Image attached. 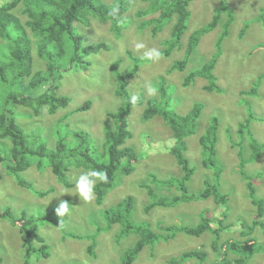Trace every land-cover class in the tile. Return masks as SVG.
<instances>
[{"label":"rangeland","instance_id":"obj_1","mask_svg":"<svg viewBox=\"0 0 264 264\" xmlns=\"http://www.w3.org/2000/svg\"><path fill=\"white\" fill-rule=\"evenodd\" d=\"M112 1L103 0L105 3ZM137 1L131 0L129 11L132 9V12H134L141 6ZM227 2L235 8L237 18L231 24L233 25L232 34L230 33L226 37L224 51L218 62L216 74L219 75L218 82L223 88L222 92L205 90L204 85L208 84V80L201 77L195 78L185 89L181 87V91L178 90L177 84L180 85V80L182 75L184 78L185 72L182 73L181 71L182 75H179V70H172L171 65L176 60L183 58L185 45L181 50L175 49L170 56L162 55L159 61L144 62L137 76L130 79V85L128 86L131 94L139 100L138 103H142L150 97L158 96L157 87L165 82V78L169 83L167 97L165 98L166 106L169 109L184 114L191 109L194 101L203 102L204 109L199 120L200 126L209 123L213 114L211 112H215L219 116L220 126L217 146L220 149L219 160L223 166L222 184L220 182L219 186L222 192L229 195L227 204L221 205L213 197H202L200 199L178 201L173 206L170 204L156 206L148 214L144 212L143 207L152 200H160L162 197L174 200L175 196L179 194L176 188L170 187L160 180H167L172 176L179 177L182 171L170 152L175 143V139L169 136L172 132L162 121L159 122L160 129L152 121H142L141 113L146 106L145 103H142L135 106L128 117L129 129L133 137L132 140L130 138L127 140H131L130 142L133 144H140L138 148L134 147L137 152L138 163L134 164L136 167L129 175L120 174L119 172L118 175H121L119 182H115L114 187L105 196L102 205H97L95 199L91 202L83 201L76 192L75 183L74 194L71 198L73 205H70V213L63 218L58 216L52 220L39 219L37 217L47 214L48 205L54 197L63 194L65 189L63 185L57 180L56 183L45 185L48 180L47 167L36 171L34 166H31L22 173L39 188L54 187L53 192L42 199L41 204H44V206L40 210L37 208L39 203H34L37 200L36 195L19 186L14 175L10 172L7 171L4 174L0 182V209L4 210L5 207H11L16 214L21 215L26 210L27 215H35L34 222L37 225V233L49 245L50 256L44 258L43 255L34 254L29 260L30 264H84L85 259L89 261L87 264L94 262L95 257H90L86 251L87 243L90 240L91 243H96L97 253L100 255L99 258L95 259L99 262L93 264H102L106 256L113 259L112 264H115V262L121 264L124 249L132 244L134 239L126 237L117 244L114 240V233L119 226L115 224L107 227L104 211L128 195H132L135 199L132 217L134 218L136 211L140 212L142 210V215L149 218L153 229L161 235V240L157 241L152 248H150L151 246L145 247L139 254V259L133 264H171L172 259L182 256L184 252L199 251V249L204 250L207 254L204 260L206 264H224L222 261L223 253L227 246L224 244L221 245L220 249H215L216 244L213 245L214 233L212 231L205 230L200 235H196L178 229L174 233L164 228V226L169 225H175L177 228H182L183 225H195L202 221L203 212H210L213 216L223 219V225H233L230 228L222 229L220 220L213 223L214 228L219 227L221 229L219 243L246 238L241 234V230L244 229L241 222L245 221L247 224H251L257 207L248 198L247 181L242 178L241 171L244 169L249 174L255 175L254 184L259 191V196L264 198V149L258 160H248L252 150L249 146L250 140L246 138L242 143L250 149L244 152V156L248 160L244 167L242 164L239 165L240 160L238 157V148H242V146L234 143L242 141V136L238 133V124L248 117L249 107L252 108L256 116L251 120L250 129L256 138L260 141L264 140V16L263 20L258 19L261 9H264V0H227ZM220 3L221 0H192V6L190 5L191 16L188 20L186 32L191 33L196 28L207 24L213 17L214 9ZM132 17L131 24L127 25L126 18L122 21L123 33L126 31L128 37L123 34L118 38L110 31L109 24L81 27L75 22V28L83 38V45L106 42L108 47L98 52H91L88 55H84L81 51L79 59L73 57L74 53L71 48L63 56H58L56 53L54 55V62L57 67L55 85L59 87L61 93H66L71 97L69 108L75 109L86 100L92 102L90 109L71 113L69 121H67L70 125L69 129L74 133L80 129L89 132V144L92 152L101 161H108L104 144L105 130L107 125L112 122L108 116V111H117L123 104V101L109 99L106 95L115 94L114 90L119 82V74L133 64L127 50H131L133 53L144 51L136 49L135 44L141 40L135 36H138L148 26L138 28L137 23L140 20L142 22L148 20L150 16L138 17L132 15ZM21 18L27 20L29 15H23L22 13ZM246 23L250 24L248 32L242 36L241 30ZM220 31L221 28L217 27L213 32L207 33L202 38L193 54L195 57L191 59L187 67L197 65L200 59L204 58L203 54L210 56L215 52V43ZM162 36L169 37L170 33L165 31ZM129 37L133 39L130 40ZM32 39L35 38L32 37ZM142 40L148 47H156L160 51L163 48L162 44L154 41L150 36L149 28H146L142 33ZM0 43H3L1 39ZM52 53L54 54V51ZM33 54L38 58L39 68H46L45 61H42L36 49H34ZM3 58L6 59V57ZM117 59H121L120 67L117 72L113 73L111 64ZM2 62H5V60H2ZM191 70L186 69V71ZM149 86H154L157 89L155 95H150L147 92ZM8 88V84L0 82V100L3 104ZM253 88H257V92L249 93ZM56 116H59V114L57 113L50 119H54ZM25 117L30 118L28 115H23L22 112H15L18 123L22 122ZM55 126L61 129L59 132L63 135L72 134L65 133L66 130L61 126H57L56 123L48 128L34 124L31 127L32 131H38L42 135L43 143L48 147H53L51 136L54 137L52 133ZM202 130L203 128L200 127L195 135L186 139L188 144L186 154L191 159V164L194 167L197 164L191 157L189 147L195 142L196 135ZM69 142H73V140H69ZM130 142L128 143L130 144ZM10 146V142L9 144L0 142V150L3 153L10 152ZM79 170L80 168L76 169V172L78 173ZM212 170H216V167L213 166ZM212 170L199 166L188 182L190 191L198 193L202 190L205 187V177H212ZM0 171L2 172V170ZM82 172L84 171L81 169L80 174ZM79 175L75 176V181ZM141 183L154 189L155 196L151 197L147 192H144L146 188L141 186ZM226 210L228 215L225 217L221 212ZM101 225H104L105 229L97 234V230ZM69 230L87 236L82 239L67 237L64 239L62 234L64 231L69 232ZM37 233H34V236ZM252 235L259 241L256 247L258 251L254 254L256 256L253 260H248L246 264H264V245L261 243L264 241V229L255 226ZM23 236L24 234L22 235L19 228L11 223L9 219L0 218V264H23V257L26 253ZM134 237L136 238V236ZM31 242L36 243V238L31 237V241L28 243ZM117 245L120 246L116 248ZM77 253L81 255V260L79 259L81 262L74 257ZM235 257V253H228V258L233 259ZM90 259L92 260L90 261ZM179 260L177 264H198L201 261L198 256L188 258L185 261L183 259Z\"/></svg>","mask_w":264,"mask_h":264},{"label":"trees","instance_id":"obj_2","mask_svg":"<svg viewBox=\"0 0 264 264\" xmlns=\"http://www.w3.org/2000/svg\"><path fill=\"white\" fill-rule=\"evenodd\" d=\"M1 1L2 0H0V38L6 40L8 45L5 43H0V69L1 67H4L1 72L2 76L0 75V79L5 82V84H8L9 88L7 89V95L4 97V104L0 100V139H6L5 137H8L10 140L14 141V145L16 147H12L10 154H17L19 156L28 154L30 158L19 159L15 164H6L7 160L5 158L7 157L1 156L0 170L3 167L4 170H2V172L0 171V182L7 171L13 174L14 177L20 179V176L23 177L22 172L29 168L33 161H37L38 166H42L43 161L40 159L45 158H49L54 164L53 171L64 183H66L64 175L68 174L69 170L67 169L71 165L87 169L103 170L106 171L108 175V182H97L95 188V202L97 205H102L106 194L114 187L116 181L119 182L121 177V175H118L119 172L120 174L129 175L136 167L134 166L135 162L136 164L138 163L137 152L135 148H138L140 144H133L130 142L133 135L129 129L128 117L132 112L133 104L130 102V98L132 96L130 95L126 86L128 78L134 76L136 72H138L141 64L144 62L149 63L150 61L145 58L140 59L130 54L133 64L126 68L118 76L119 82L117 88L114 90V93L123 100V104L119 107L118 111H109V116L112 118V122L107 125L105 130V146L108 154V161H101L92 153H90V150H88L76 159L64 163L61 161L58 154L51 155L47 153L50 149L47 145H45V143L42 142V135L38 131H32L31 126L36 124L31 119L25 123L20 122L18 124L12 117L15 116V112H22V109H25L27 112L23 115L32 116L33 114L29 112L30 109L33 110L38 119L41 120H37L38 123L41 124L42 122L44 124L48 122V117L40 113V110L43 107H47L50 113L57 112L58 109H65L59 111V117L53 124L56 123L57 126L63 127L66 130L65 133L72 134L63 135L61 132H59L61 129L55 126L54 132L52 130V134L55 137L53 138L58 143H60V141L69 142V140L72 141L73 138H81L80 140L85 142L89 141L90 135L84 137H82L81 134L80 136H74V132L69 129L70 125H68L67 122L69 121L71 113L81 110V107L76 109H67V105H65L67 99L60 97V94H58L56 90L53 91L52 88L45 92H39L40 88L42 87V83H46L47 81L52 83L57 77V67L55 66L54 58L50 56L49 51L51 47H49L48 42L55 40L57 53H61L63 55L69 48H71L74 53L73 57L77 59L80 58L79 53L81 51L84 55H88L91 52H98L106 49L108 47L106 42L83 46V38L77 34L73 23L75 20H81L86 14L90 13L101 18L102 20L112 19V31L117 35L119 34L122 21H120L119 16H112L109 14L111 9L114 7V4H117V2L110 5L104 3L102 0H8L4 3H1ZM144 1L149 2V4H147L148 8H142L139 13L146 14L149 11L151 18L144 22V26H152L153 24L152 31L154 35H157L160 31H162L168 23L173 22V25L170 27V38L163 39L162 41L165 43L166 49L161 52L162 54L169 56L173 50L179 49L182 46L181 39L183 34H185L188 20L191 15L188 7L192 0ZM118 4L120 9L119 12H122L123 8H127L129 6V0H125L124 2L123 0H120ZM21 5L22 13L28 14L30 17H32V19L28 20L26 24L32 29L33 34L37 37V41L34 42L36 44L35 46H32L31 40L25 30L22 20L19 17L21 13L17 7ZM154 14H157V16L154 17ZM223 15H226L225 19L227 20L224 24V29L218 38L215 52L211 54V58V55L207 56L206 54H203L204 58H199V62H202V65H194L191 68V71L185 72L182 83L184 86H189L195 78L201 77L208 80V84L204 86L205 89L219 91L222 90L217 83L218 76L214 74L213 71L219 56L222 54L223 42L230 32L231 24L235 20L234 9L228 4L227 0H221L220 5L214 9L212 19L207 24L202 25L191 32L186 43L184 57L182 59L176 60L172 65L173 69L178 68L180 70H184L186 66L189 65L191 59L195 57L193 54L196 51L203 35L215 29L218 24L221 23L222 18H224ZM260 16H264V9H262ZM248 24L249 23L245 24L242 31L245 30ZM34 49L37 50L39 57L45 60L44 64H46V68L38 69L36 80L26 83L23 81V78H26L20 73L11 75L10 72H7L9 65L15 67V69L18 68L21 61V56H26L31 59ZM3 57H6V59ZM208 58L210 59L205 62L204 60H207ZM2 60H5V62H2ZM119 67L120 59L116 60L111 65L113 73L117 72ZM165 85L168 86L169 83H167V81L165 84L162 83L157 87L158 96L151 97L146 100L147 107L143 111L141 118L143 121L152 119V123L155 125H158L161 121L165 122L173 129L175 144L172 146L170 151L176 156L178 162L180 163V168L183 171V175L181 177L172 176L167 180L161 179L160 181L162 183H167L168 186H177L180 193L175 196L174 200H169L170 198L166 197H162L160 200H152L148 202L145 207H143V210L146 214H148L150 213V210L156 206H162L165 204H170L173 206L178 203V201H188L200 199L202 197L208 198L210 196H212L221 205H224V202L227 200V195L221 193L217 183H211L210 181H207L206 190L202 193H191L187 185L193 169L188 168L187 166V164H189V157L186 154L188 150L186 137L194 134L198 130L199 119L204 108V103L201 101H194L190 111L184 114L175 112L166 106L165 98L167 97V87H165ZM249 93H256V88L251 89ZM85 108L90 107L85 106ZM155 115L160 116L152 118ZM253 118H256V116L254 115L252 108L249 107L248 117L238 124V132L242 134V141L234 143L239 145L241 144L242 146L241 160L243 166H245V159L242 157L244 152L243 143L246 138H249L250 140L249 146L252 150V161L258 160L260 158L261 152L264 149V140L259 141L253 135V131L250 129V123ZM218 121V117L213 115L212 123L207 126L206 132L202 136V142L209 155L208 159L210 160L204 161V164L206 166L212 165L216 167V177H214V182H216L217 178L220 176V167L218 164L222 165L220 160H217L216 156ZM3 123H5L6 131H1L3 130ZM245 133L246 135H244ZM58 136L61 137L58 139ZM128 138L131 140H127ZM128 142H130V144ZM241 173L242 176L248 181L247 189L249 191V198L252 203L256 205L257 214L252 220L251 224H247L245 221L241 222L244 228L241 230V234L246 238L233 239L231 242L230 240L226 241L225 244L227 246V250L222 260L224 264H246L248 260H253V258L256 256L254 254H256L258 251V248L256 247L259 244V241H257L256 237L252 235L253 230L255 229V226H260L261 229H264V220H261V218L264 216V199L259 197L257 193V189L253 181L255 177H253L251 174H248L246 171H244V169H242ZM68 183L69 186H74L73 178L72 180L69 179ZM17 184L22 186L25 185L24 182L20 180H18ZM141 184V186L146 187L149 196H155L154 189L148 187L147 185L145 186L144 183ZM26 187L34 191L40 197L49 195L54 190V187H48L46 190L37 189L32 183ZM37 203H39L37 204V208L41 210L44 204H41L40 200ZM68 203L72 205L73 201L68 199ZM134 203V197L132 195H128L124 199L117 201L114 206L109 207L104 211L105 218L107 220V227L111 226L112 224H118L119 226L118 230H116L114 233V240L117 244H119L121 239L126 237H132L134 239V242L124 249V253L122 252L123 255L121 256L120 261L121 264L136 263L137 259H139V254L145 247L151 246L150 248H152L157 241L161 240V235H159L157 231L153 229V225L151 224L149 218H145L142 215V210L140 212L136 211L134 218L132 217ZM56 204L57 201L49 207V214L53 213ZM23 212V214L19 215L16 214L11 207H5L4 210L0 209V218L9 219L11 223L19 228L20 233L22 235L24 234L23 243L25 242L26 253L23 257V264H30L29 260L34 254L44 256L49 255V245L46 243V240L37 233V225L34 222V218L36 216L31 214L27 215L26 210ZM226 212L227 210L221 213L226 217L228 215ZM49 214H43L42 217L39 216L37 218L52 220V215ZM219 220L222 229L233 226L232 224L223 225V219L213 217L210 212H205L203 213L202 221L193 226L183 225L182 228H177L175 225H169L164 226V228L174 233L175 230L178 229L183 230L186 233H193L196 235H200L205 230L212 231L214 233L213 245L216 244L215 249H219V237L221 229L219 227L214 228L213 226V223ZM104 229V225H101L97 230V234H99V232ZM34 233L37 234L34 236ZM62 236L64 239L66 237L79 239L85 237L84 234L74 233L70 230L69 232L64 231ZM134 236H136V238ZM31 237H35L39 245H37L35 242H31L29 244L28 242L31 241ZM261 243L264 245V242ZM119 246L120 245H117L116 248ZM88 251L91 255H95L92 246L88 247ZM229 252L235 253L236 257L233 259L228 258ZM194 256H198L200 258L201 261L198 262V264H206L202 262L206 256L205 251L202 249H199V251L190 250L189 252H184L182 256L172 259L171 264H177L180 261L179 259H183V261H185L186 259ZM91 260L92 259H90V261ZM87 262L89 261H85L84 264H87ZM95 262L99 261H95L94 259V262H90L88 264H93ZM112 262L113 259L106 256L102 264H112Z\"/></svg>","mask_w":264,"mask_h":264},{"label":"clouds","instance_id":"obj_3","mask_svg":"<svg viewBox=\"0 0 264 264\" xmlns=\"http://www.w3.org/2000/svg\"><path fill=\"white\" fill-rule=\"evenodd\" d=\"M6 1H8V0H2L1 1V3H4V2H6ZM103 1V0H102ZM125 0H123V2H124ZM115 2H117V4H114ZM120 2V1H119ZM118 2V0H113L112 2H110V3H106V4H114V7L111 9V11H110V15H112V16H119V19H120V21H123V19L124 18H126V21H127V25L128 24H131V22L133 21V17H132V15H134V16H138V17H145V16H150V18H151V15L149 14V11L146 13V14H140L139 13V11L142 9V8H148V6H147V4H149V2L148 1H144V0H138L137 1V3H140L141 4V6L140 7H138L134 12H132V9L129 11V6L127 7V8H123V10H122V12H119L120 11V9H119V3ZM130 2H131V0H129V4H130ZM105 3V2H104ZM228 4H229V2H228ZM190 5H191V3H190ZM190 5H189V7H188V9H189V11L191 12V10H190ZM230 5V4H229ZM192 6V5H191ZM230 6H232V5H230ZM233 7V6H232ZM18 9H19V11H20V13H21V15H19V17H20V19L22 20V18H21V16H22V5L21 6H19V7H17ZM233 9H234V16H235V20L233 21V22H235L236 21V18H237V15H236V11H235V8L233 7ZM263 9V8H262ZM262 9H261V12L260 13H262ZM23 15H26V14H23ZM157 16V14H154V17H156ZM191 16V15H190ZM224 16V18H222V20H221V23H219L218 24V28H221V31H220V33L222 32V30L224 29V24L226 23V20L227 19H225V17H226V15H223ZM261 16H260V14H259V16H258V19L259 20H263V16L260 18ZM149 18V19H150ZM30 19H32V17H30L29 16V18L26 20H22V23H23V25H24V27H25V30H26V32H27V34H28V36H29V38H30V40H31V44H32V46H35L36 44L34 43L35 41H37V37L33 34V31H32V29L30 28V27H28V25L26 24V22L28 21V20H30ZM146 20H144L143 22L140 20L138 23H137V27L138 28H144L145 26H148V27H146V28H149V30H150V36L154 39V41H156V42H158L159 44H162V46H163V48L161 49V51H163V50H165L166 49V45H165V43L164 42H162L163 41V39H167V38H170V36H171V30H170V27H171V25H173V22L172 23H168L165 27H164V29L162 30V31H160L157 35H154L153 34V31H152V27H153V24H152V26L151 25H145L144 26V22H145ZM75 22L78 24V25H80L81 27H85V26H87V27H90V26H92V27H94V26H103V25H105V24H109V29H110V31L118 38V37H121L123 34H124V36H126V37H128L127 36V33H126V31L123 33V28H122V24H121V28H120V31H119V34H117L116 35V33H114L113 31H112V25H113V21H112V19H108V20H102L101 18H99V17H97V16H94V15H92V14H90V13H88V14H86L85 15V17H83L81 20H75L74 21V28H75ZM249 25L250 24H248V26L245 28V30L244 31H242L243 30V28H244V26H243V28H242V30H241V35L243 36V35H245V33L246 32H248L247 30H248V28H249ZM232 26L233 25H231L230 26V32L228 33V36H229V34L231 33L232 34ZM216 27V28H217ZM29 30H28V29ZM127 28H128V26H127ZM127 28H126V30H127ZM145 28V29H146ZM187 28H188V24H187ZM215 28V29H216ZM145 29L142 31V32H140L139 33V35L138 36H135V37H138L141 41H139V42H137L136 44H135V47H136V49L138 50V51H140V50H144L143 52H138V53H133L131 50H127V54L129 55V57H130V54H132V55H134V56H136V57H138V58H140V59H143V58H145V59H147V60H149V61H153V62H156V61H159L161 58H162V55H164V54H162V52L158 49V48H156V47H148L145 43H144V41L142 40V33L145 31ZM215 29H213V30H215ZM187 30V29H186ZM213 30L212 31H210V32H213ZM75 31L77 32V30H76V28H75ZM166 31V33L167 32H169L170 33V36L169 37H164V36H162L163 35V33ZM77 34H79L78 32H77ZM191 33H187L186 31H185V34H183V36H182V39H181V44L183 45V46H181V48H179V49H177V50H181V49H183V47H184V45H185V47H186V43H187V40H188V38H189V35H190ZM80 35V34H79ZM206 35V34H205ZM205 35H203V37L205 36ZM81 36V35H80ZM219 36H220V34H219ZM219 36H218V38H219ZM228 36H226V37H228ZM32 37H34L35 39L33 40L32 39ZM134 37V38H135ZM202 37V38H203ZM130 38V37H129ZM202 38H201V40H202ZM218 38H217V40H216V43H215V45H217V41H218ZM2 41H3V43H5L6 45H8V42L6 41V40H4L3 38H0ZM131 39H133V38H130V40ZM158 39H161V40H158ZM200 40V41H201ZM225 40H226V38H225ZM225 40H224V42H223V45H222V53H223V51H224V46H225ZM34 41V42H33ZM117 43H119V42H117ZM200 43V42H199ZM48 45H49V47H51V49H50V51H49V53H50V56L52 57V58H54V55H55V53H56V55H58V56H63V54H61V53H57V48H56V44H55V40H51V42H48ZM83 46H85V45H83ZM215 50H216V48H215ZM34 51V50H33ZM54 51V54L52 53ZM174 51V50H173ZM172 51V52H173ZM32 52V51H31ZM184 54H185V51H184ZM171 55V54H170ZM169 55V56H170ZM166 56V55H165ZM221 56H222V54H221ZM221 56H219V59H220V57ZM184 57V56H183ZM131 58V57H130ZM132 59V58H131ZM182 59V58H181ZM219 59H218V61H217V63H216V66H215V68H214V74H216V72H217V68H218V62H219ZM117 60H119V59H117ZM42 61H45L43 58H42ZM116 61V60H115ZM114 61V62H115ZM204 61H206V60H204ZM120 63H121V59H120ZM174 63V62H173ZM113 64V63H112ZM111 64V65H112ZM173 65V64H172ZM172 65H171V69L172 70H179V75L181 74L182 75V73L183 72H186V69H191L194 65H192L191 67H187L186 66V68L184 69V70H180V69H178V68H176V69H173L172 68ZM201 66L202 65V62H198V64H197V66ZM141 66H142V64H141ZM141 66H140V68H139V70H138V72L140 71V69H141ZM3 68L4 67H1V69H0V75H1V72H2V70H3ZM38 69H40L39 68V66H38V58H37V56L35 55V54H33V52H32V58L31 59H29L28 57H26V56H21V61H20V64H19V66H18V68L17 69H15V67H12L11 65H9V67L7 68V72L9 73H11V75H13V74H15V73H20L22 76H24L26 79H24L23 78V81L24 82H28V83H30L31 81H33V80H36V74H37V72H38ZM181 71H182V73H181ZM138 72H136V74L134 75V76H132V77H130V78H128V80H127V89H128V86L130 85L129 84V81H130V79L131 78H134V77H136L137 76V74H138ZM217 75V74H216ZM2 76V75H1ZM218 76V78H217V83H218V85L221 87V89L223 90V88H222V86H221V84H219V82H218V79H219V75H217ZM164 78V77H163ZM56 79V78H55ZM203 79V78H202ZM150 80H151V78H150ZM164 80H165V82L167 81L165 78H164ZM0 82H3L1 79H0ZM165 82H164V84H165ZM183 75H182V78H181V80H180V85H178L177 83V86H178V90L179 91H181V87H184V89L186 88V86H184L183 84ZM205 85H207V84H205ZM204 85V86H205ZM42 87L40 88V90H39V92H42V91H47V90H49V89H51L52 88V90L53 91H55L56 90V92L58 93V94H60V97H63V98H66L67 99V102H66V104L65 105H67V109H73V108H69V105H70V102H71V97L68 95V94H66V93H61V91L58 89L59 87H57L56 85H55V80L52 82V83H49L48 81L46 82V83H42V85H41ZM165 87H167V85H165ZM205 89V88H204ZM205 90H207V89H205ZM222 90L221 91H219V90H215V91H218V92H222ZM128 91H129V93H130V95L132 96L131 98H130V102L133 104V108H132V111L134 110V107L135 106H137V105H140V104H142V103H145L146 104V106H147V103H146V101L145 102H142V103H138L139 102V100L137 99V97L136 96H134V95H132L131 94V91H130V89H128ZM207 91H209V90H207ZM147 92L150 94V95H155L156 94V92H157V89L154 87V86H149V87H147ZM256 92H257V88H256ZM109 95V96H108ZM109 99H112V100H119V101H123L119 96H117V95H112V94H107L106 95ZM153 97H157V96H153ZM151 98V97H150ZM91 101L90 100H86V101H84L81 105H79L78 107H81L82 109L81 110H87V109H90L91 108V106H92V102L90 103ZM62 105H64V104H62ZM85 106H89L90 108H85ZM146 106H145V108H146ZM78 107H76V108H78ZM75 108V109H76ZM145 108H143V111L145 110ZM204 109V108H203ZM61 110H65V109H58L57 110V112H54V113H50L49 111H48V108L47 107H43L41 110H40V113H42V114H44V115H46L47 117H48V122L47 123H42L41 122V124H39L38 123V121L37 120H40V119H38V117L36 116V114H35V112L33 111V110H30L29 109V112L31 113V114H33L32 116H30V118H24L23 119V121L22 122H26V121H30L29 119H31L36 125H38V126H43V127H45V128H48V127H50V126H52V124L56 121V119L59 117V116H56L54 119H50L52 116L54 117L57 113L59 114V111H61ZM81 110H77V111H81ZM118 110H119V108H118ZM117 110V111H118ZM190 111V110H189ZM22 113L24 114V113H27L26 112V110L25 109H22ZM132 113V112H131ZM143 113V112H142ZM142 113H141V117H142ZM211 113H213L212 114V116L213 115H216L217 117H218V119H219V121H218V130H217V135H218V133H219V126H220V118H219V116L215 113V112H211ZM202 114V113H201ZM51 115V116H50ZM108 116H109V111H108ZM156 116H160V115H155V116H153L152 118H154V117H156ZM212 116H211V118H210V121H209V123H207V124H203L202 126H200V121H199V125H198V130L194 133V134H192V135H195L199 130H200V127H202L203 128V130H202V132H200V133H198L197 135H196V138H195V142L189 147V149H190V154H191V157L193 158V160L195 161V163L197 164V166L196 167H194L192 164H191V159L190 158H188L189 159V164H187V166H188V168H192L193 169V171H192V173H191V177H190V179L188 180V182L191 180V178H192V176L194 175V173H195V171L197 170V168L199 167V166H202L203 168H209V169H211L212 170V165H209V166H206L205 164H204V161H210L209 159H208V157H209V155H208V153H207V150L205 149V146H204V144H203V142H202V136H203V134H205V132H206V128H207V126L210 124V123H212ZM110 117V116H109ZM201 117V116H200ZM13 119H14V121L15 122H17V120H16V118H15V116L14 117H12ZM111 119V121H112V118H110ZM141 120H142V118H141ZM200 120V119H199ZM41 121V120H40ZM143 121V120H142ZM148 121H152V119H149V120H147V121H145V122H148ZM6 123V122H5ZM5 123H3L2 124V127H3V130H1V131H6V129H5ZM18 123V122H17ZM19 124V123H18ZM164 125L172 132V133H170V135L169 136H172L174 139H175V136H174V131H173V129L171 128V126H169V125H167L165 122H164ZM160 124H158L157 125V128L158 129H160ZM200 126V127H199ZM239 133V132H238ZM80 134H81V136L82 137H84V136H88V135H90L89 134V132H87L86 130H83V129H80V130H78V131H76L75 133H74V136L75 135H79L80 136ZM240 134V133H239ZM101 135L103 136V133H102V131H101ZM192 135H190V136H192ZM242 135V134H241ZM61 137V136H60ZM59 137V138H60ZM104 137H105V133H104ZM187 137H189V136H187ZM187 137H186V139H187ZM219 137H220V134H219ZM6 139H0V142H4V143H6V144H9V142H10V144H11V146H10V150L12 149V147H16L15 145H14V141L13 140H10V138H8V137H5ZM58 138V139H59ZM57 139V140H58ZM81 138H73V142H61L60 141V143H58L52 136H51V145L53 146V147H49V151L47 152V153H49V154H51V155H55V154H58L59 156H60V159H61V161H63L64 163H66V162H69V161H71V160H73V159H76L77 157H79L80 155H82L83 153H85V152H87L88 150H90V153H92L93 154V152H92V149H91V147H90V144H89V141H87V142H85V141H83V140H80ZM105 139H106V137H105ZM258 139V138H257ZM7 140H10L9 142L7 141ZM87 140V139H86ZM218 140H219V138H218ZM218 140H217V142H218ZM259 140V139H258ZM260 141V140H259ZM105 144V143H104ZM175 144V143H174ZM173 144V145H174ZM186 144H187V142H186ZM46 145V144H45ZM67 145H71V146H67ZM172 148V147H171ZM216 149H217V160L218 159H220V156H219V152H220V149L218 148V146H217V144H216ZM241 149L242 148H238V157H239V160H240V163H239V165L240 164H242V160H241ZM248 149H250L249 147H245L244 146V148H243V150H244V152L245 151H247ZM171 152V151H170ZM244 152H243V154H242V157L245 159V166H246V164H247V161L248 160H250V161H252V159H251V156H252V152H251V156L248 158V160L245 158V156H244ZM172 154V153H171ZM94 155V154H93ZM173 156H174V158H175V160H176V162L178 163V165H179V167H180V163L178 162V160H177V158H176V156L174 155V154H172ZM7 157V158H5L6 160H7V163H10V164H15V163H17V160H19V159H29L30 158V156L28 155V154H24V155H22V156H19V155H17V154H10V152H6V153H3L1 150H0V157ZM188 156V155H187ZM189 157V156H188ZM219 157V158H218ZM41 161H43L42 162V166H38V164H37V161L36 162H32V164H31V166H34V168H35V170L36 171H40V170H43L44 168H48V170H47V176H48V180L46 181V183H45V185H47V184H51V183H56V180L57 181H59L62 185H63V188H65L64 189V192H63V194L62 195H59V196H56V197H54V199L55 200H53L49 205H48V209H49V207L50 206H52L56 201H57V204L55 205V207H54V210H53V213H48V209H47V214H49V215H52V219H56L58 216H60V217H64L65 215L67 216L69 213H70V209H71V204H69L68 203V199L69 200H71V198H72V196H73V190H75V183H76V192L79 194V196H80V198L83 200V201H86V202H91L92 200H94L95 199V197H96V193H95V188H96V185H97V182H100V183H107L108 182V175H107V173H106V171H103V170H96V169H87V168H83V167H76L75 165H71V166H69L68 167V169L67 170H69L68 171V174H65L64 175V178H65V181H66V183H64L59 177H58V175L53 171V166H54V164L50 161V159L49 158H45V159H40ZM197 161V162H196ZM135 164H136V162H135ZM30 166V167H31ZM218 166L220 167V176H219V178H217V181L216 182H214L213 181V179H214V177H216L215 176V170H212L213 171V174H212V177H210V176H206L205 177V187L202 189V190H200L199 192H204L205 190H206V182L207 181H210L211 183H217L218 184V186H219V183L221 182V174H222V171H223V166L222 165H220V164H218ZM244 166V167H245ZM40 168V169H39ZM80 168V170L82 169L84 172H82L81 174H80V170H79V172L77 173L76 172V169H79ZM28 169V168H27ZM26 169V170H27ZM181 169V168H180ZM1 170H4L3 168H1ZM25 171V170H24ZM23 171V172H24ZM182 171V170H181ZM246 171V170H245ZM22 172V173H23ZM247 172V171H246ZM74 173H76L75 175H74ZM248 173V172H247ZM80 174V175H79ZM249 174V173H248ZM23 175V174H22ZM76 175H79V177L76 179V181H75V176ZM183 175V171H182V174H180V176L179 177H181ZM252 175V174H251ZM242 176V175H241ZM253 177H255V175H252ZM54 178V179H53ZM72 178H73V181H74V186H69V183H68V180L70 179V180H72ZM242 178L243 179H245V177H243L242 176ZM50 179H53V180H50ZM18 180H20V181H22V182H24V186H22V185H19V186H21V187H23V188H26V189H28L29 191H31V192H33L35 195H36V197H37V200L34 202V203H37L39 200L42 202L43 200V198L44 197H46L47 195H44V196H42V197H40V196H38V194H36L34 191H32V190H30L29 188H27L26 186L27 185H29V184H33L37 189H44V190H46L47 188L46 187H44V188H39V187H37L36 185H35V183H33V181L32 180H30V179H28L27 177H25L24 175H23V177L22 176H20V179L19 178H17V177H15V181H16V183L18 182ZM246 181H247V179H245ZM188 182H187V185H188ZM221 184H222V182H221ZM247 184H248V181H247ZM142 185V184H141ZM146 185V184H145ZM170 187H174V188H176V191L178 192V193H180V191H179V189H178V187L177 186H170ZM256 187V186H255ZM146 188V187H145ZM219 189H220V186H219ZM256 189H257V187H256ZM220 191H221V193H223V194H226L227 195V200L224 202V205H226L227 204V202H228V199H229V195L227 194V193H224V192H222V190L220 189ZM144 192H147L148 193V191H147V189H144ZM191 192V191H190ZM198 192V193H199ZM191 193H193V192H191ZM257 193H258V195H259V191H258V189H257ZM247 194H248V198H249V191L247 190ZM107 195V194H106ZM210 197H212V196H210ZM259 197H261V196H259ZM209 198V197H208ZM261 198H263V197H261ZM105 199V198H104ZM250 199V198H249ZM264 199V198H263ZM104 201V200H103ZM251 201V200H250ZM252 202V201H251ZM103 203V202H102ZM73 205V204H72ZM223 205V204H222ZM146 206V205H145ZM152 211V210H151ZM203 213H205V212H203ZM256 214H257V209H256ZM256 214H255V216H254V218L256 217ZM212 215V214H211ZM202 217H203V214H202ZM213 217H215V216H213ZM261 220H264V216L261 218ZM17 223H21V222H17ZM113 225V224H112ZM118 224H116V226H117ZM193 226V225H192ZM87 235H85V237H86ZM84 238V237H83ZM94 242V241H93ZM262 242H264V241H262ZM226 242H222V243H219L220 244V248H221V245H224ZM36 244L37 245H39V243H37L36 242ZM90 246H92L93 247V252L95 253V255L93 254V255H91L90 253H89V251H88V247H90ZM219 248V249H220ZM226 250H227V248H225V250H224V253H223V258H224V255H225V252H226ZM86 251H87V253H88V255H90V257H95L94 259H97V258H99L100 257V255H98V253H97V245H96V243L94 244V243H91V240H90V242H88L87 243V247H86ZM264 251V250H263ZM77 255V256H76ZM50 256V254L49 255H47V256H44L43 255V257L44 258H48ZM206 256H207V254H206ZM206 256H205V258H206ZM74 257L79 261V262H81L80 260H81V255H79L78 253L77 254H75L74 255ZM80 259V260H79ZM93 259V260H94ZM205 260V259H204ZM204 260L202 261L203 263H205L204 262ZM84 261H87V259H85Z\"/></svg>","mask_w":264,"mask_h":264}]
</instances>
